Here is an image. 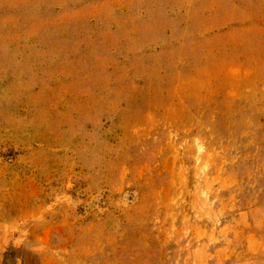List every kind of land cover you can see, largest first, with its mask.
<instances>
[{"label":"rangeland","instance_id":"1","mask_svg":"<svg viewBox=\"0 0 264 264\" xmlns=\"http://www.w3.org/2000/svg\"><path fill=\"white\" fill-rule=\"evenodd\" d=\"M0 264H264V0H0Z\"/></svg>","mask_w":264,"mask_h":264}]
</instances>
